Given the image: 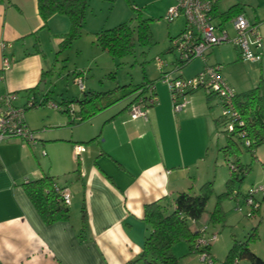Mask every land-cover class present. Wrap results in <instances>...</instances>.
I'll list each match as a JSON object with an SVG mask.
<instances>
[{"label": "crops", "instance_id": "obj_1", "mask_svg": "<svg viewBox=\"0 0 264 264\" xmlns=\"http://www.w3.org/2000/svg\"><path fill=\"white\" fill-rule=\"evenodd\" d=\"M233 5H238L241 12L258 25L262 36V46L258 49L261 60L250 61V64L259 63V71L257 65L254 66L255 75L264 76V11H259L264 6L257 2L258 8L246 9V5H251L246 0L227 3L217 0L214 19L229 20L233 14L224 19L221 14ZM169 6L167 4V8ZM56 16L59 15H53L44 24L36 0H0V94L16 92L15 105L18 107H24L27 100L33 98L43 107L52 101L64 109L63 101L74 98L61 96L57 101L53 97L48 80L53 63L39 48L46 31L53 33L54 22L64 24V18ZM183 26L184 19L180 30ZM100 29L95 26L92 33L96 34ZM64 33L54 36L56 49ZM3 59L9 61L5 69L2 68ZM206 59L207 54L205 60H201L203 65ZM77 74L74 72V78ZM254 79L249 81L255 86L259 79ZM42 81L43 88L40 89ZM158 86L154 87L156 101L146 110V118H130L128 107L135 99L134 95L83 121L71 120L67 113L55 108L38 110L40 117L35 121L30 115L26 117L25 109L24 121L37 132L36 141L27 144L16 138L0 140L2 264H130L141 253L149 230L143 220L146 204L163 197L171 203L179 192H196L203 182H214L209 175L207 158L202 163L206 168L203 173H194L199 171L197 165L203 158V147L213 138V133L217 141L212 109L205 104L199 107L191 99L177 116L171 110L167 91L159 90ZM209 100L206 98L211 106ZM74 107L78 117L79 106L74 104ZM191 118L200 119L199 129L182 125ZM176 120L181 126L176 125ZM187 133L188 136L197 135L195 145L184 146ZM77 143L85 145L78 158L73 152ZM63 148L66 150L61 151ZM43 152L49 155L48 160L38 159ZM46 175L54 177L57 185L65 186L71 192L68 218L50 225L45 224L23 185L27 179ZM81 207L86 212L84 228ZM210 212L206 207L201 218L190 225L191 229L198 230L204 224L208 228L215 227L209 220ZM178 244L172 247L175 256ZM183 248L184 253L179 256L185 260L187 257L182 256L191 252L188 243ZM213 251L210 244L211 255ZM193 259L195 257H188L184 264H191Z\"/></svg>", "mask_w": 264, "mask_h": 264}, {"label": "rangeland", "instance_id": "obj_2", "mask_svg": "<svg viewBox=\"0 0 264 264\" xmlns=\"http://www.w3.org/2000/svg\"><path fill=\"white\" fill-rule=\"evenodd\" d=\"M223 1L227 3L235 0ZM246 1L251 4L249 6L246 5V9L258 8L256 6L257 2H260L264 6V0ZM173 3V0H91V4L88 5L86 10V18L80 29V35L68 46H59L56 49L54 36H60L63 32H68L70 26L68 17L58 14L59 16L56 17L64 18V24L61 21L54 22L55 25L52 27L53 33L49 34L47 30V34L39 46L47 54L48 58H51L53 63L52 70L48 76L53 97L58 101L61 96H73L75 98L83 96L79 85L74 81V72L82 77L86 91L92 89L104 91L112 89L116 85H131V87H134L142 82L152 81L154 87L158 84L159 90L161 89L162 91L164 88L167 91L173 114L180 116L184 109L178 112L173 111L169 88L161 77L162 71L169 72V78H173L176 75L172 70L178 54L171 48L169 36H175L181 31L183 19L177 18L170 22L164 19L167 4L171 6ZM259 11H264V7L260 8ZM144 18L148 19L147 22L152 37L149 42L144 44H140L135 40L131 52L113 57L106 51L101 50L96 44L95 34L92 33L95 26L98 28H108L122 22H129L134 27L139 19ZM214 21L217 23L220 19H214ZM220 22L229 26L228 19ZM231 33L233 35L232 31ZM156 57H159L164 62L162 71L158 68ZM201 60V58H195L181 68V78H191L198 72L203 67ZM204 62L209 65H219L221 75L235 93L250 89L254 86V83H252L253 81H249V79L253 80L257 78L258 81L260 77L259 73L255 75L256 68L254 67L257 65L256 67L259 71V63L251 65L250 61L243 60L231 42L221 43L212 47L208 51L207 59ZM185 97L187 100L192 99L194 102H197L199 107L205 104V107L211 108L215 118L220 117L222 114V106L217 99L210 98L209 102L211 106H209V103L206 102V92L202 88L194 90ZM43 108L50 109L47 104L45 107L39 105L27 108L25 111L26 117L30 115V117L37 121L38 117H40V115L37 116V111ZM176 125L178 127L181 126L177 120ZM182 125L188 126L190 129H199L202 122L199 118H191L186 120ZM212 136L213 138L208 140L209 143L203 147V158L199 160L197 165L199 171L197 173L194 172L198 175L201 172L203 173L206 168L202 166V163L207 158L210 165L209 175L214 180V194L208 201V210L214 208L217 195L225 191L226 182L231 178L229 163H234V165H238L243 169L242 173L232 180V195L224 196V198L220 199L222 208L221 220L213 222L215 227L208 229L210 235L215 236L214 240L210 242L214 250L213 255L210 254L212 259L210 264H225L226 254L234 241L246 242L250 250L264 259V195L261 193L254 195L255 206H251L243 200L249 188L264 186V144L256 147L254 150H250L245 147L243 141L234 137L233 141L235 143H232L230 151L225 153L221 150V147L226 143L224 135L216 134L217 141L214 133ZM196 137L195 133L189 136L187 133L184 146L193 144L196 141ZM82 146L85 147L84 144ZM65 150L66 148L61 149V151ZM42 154L38 156V159L48 160L49 155L46 156L44 154L45 156H42ZM179 243L181 245L177 243L178 245L175 246V251L178 252L175 254L179 257V264H184L188 257H195L196 259L191 260V264H205L201 261L200 253L195 250L190 255L185 253L182 256L187 257L185 260L180 259L179 254L184 253L183 247L187 243Z\"/></svg>", "mask_w": 264, "mask_h": 264}, {"label": "trees", "instance_id": "obj_3", "mask_svg": "<svg viewBox=\"0 0 264 264\" xmlns=\"http://www.w3.org/2000/svg\"><path fill=\"white\" fill-rule=\"evenodd\" d=\"M36 1L38 14L44 24L55 14H63L68 17L70 23L69 30L60 42V47L68 46L80 35V29L85 19L89 0ZM215 8L216 3L213 13ZM240 12V7L233 5L226 12L222 13L221 17L224 19ZM147 21L148 19L146 18L139 19L134 27L129 22H122L112 27L101 28L95 34V42L101 50L106 51L113 57L125 55L133 50L135 40L140 44L150 41L152 36ZM188 63L189 61L180 60L177 55L175 65H178V73ZM162 68L160 69L161 71ZM164 73L167 72L162 71V75ZM179 75L181 76L180 73ZM147 85H153V82H142L134 87H131V85H116L114 88L106 91H86L83 89L81 90L83 92L81 98L74 97L63 101L66 104L64 109L60 104H57L60 106L59 110L67 113L71 120L77 119L83 121L97 111H101L128 96L134 95L136 99L138 96L137 92L147 87ZM193 91L192 89L187 90L184 94H189ZM206 98L209 99L211 96L206 94ZM70 104H78V112L80 113L78 117L75 115V107L72 113L69 112L68 107ZM153 104L147 105V107ZM233 109L243 122L241 126L237 123L238 119L236 121L231 118L227 119L222 114L215 120L217 134H223L226 139V143L221 147V150L225 153L230 151V145L235 143L233 141L234 137L241 141H244V139L249 140L250 144L248 146L245 145V147L250 150H254L256 147L264 144V76L259 78L258 83L254 87L244 92L235 93ZM231 120L234 125L232 132L226 128L227 123ZM242 132L244 135H241ZM242 169V167L235 165V170L231 171V178L226 182L225 191L217 195L216 204L210 212L209 220L212 223L221 220L222 208L220 199L224 198V196L232 195V180L242 173ZM23 185L27 196L45 224L50 225L58 220L68 218L69 204L67 205L63 202L60 191L55 189V187L59 189L66 187L57 185L54 177L46 175L37 179H27ZM213 194V181L209 180L201 184L196 192L183 191L177 193L171 203L163 197L146 204L144 206L143 220L146 222L149 230L144 238L141 253L130 264H179V257L175 256L172 252V247L179 242L188 243L190 252H194L195 241L200 236V228L202 226L194 231L190 225H194L205 213L208 201ZM80 213L82 228H84L86 224L84 207H81ZM209 247L210 244L199 249L196 248V250H206L210 254ZM224 263L264 264V259L250 250L246 242L234 241L226 254ZM0 264L2 263L0 262Z\"/></svg>", "mask_w": 264, "mask_h": 264}, {"label": "built area", "instance_id": "obj_4", "mask_svg": "<svg viewBox=\"0 0 264 264\" xmlns=\"http://www.w3.org/2000/svg\"><path fill=\"white\" fill-rule=\"evenodd\" d=\"M173 5L167 8L164 19L168 22L182 17L184 19V28L177 35L171 37V48L175 50L183 61H191L195 58L205 60L208 51L221 43L231 42L238 50L240 57L245 61L258 62L261 60V53L258 50L262 46V36L258 30V25L252 23L248 17L240 12L233 15L229 20L230 28L222 22L214 21L213 8L217 0H173ZM233 32V35L231 33ZM158 68L161 69L164 62L156 57ZM9 66V61L3 59V69ZM178 65H175L172 72L178 73ZM164 82L167 84L174 112L182 111L188 103L186 95L187 90L204 89L206 94L217 99L222 106V115L233 120L238 119L241 126L242 121L233 109L234 90L228 86L220 72L219 65H209L205 63L203 67L191 78H181L175 75L169 78V72L162 75ZM2 76L0 75V80ZM74 81L79 85L80 90L84 89L82 77L77 76ZM146 91V92H144ZM144 92V93H143ZM137 98L129 105L128 112L131 119L137 117L146 118L147 105L156 101L154 95V86L147 85L144 89L139 90ZM17 93L8 91L0 94V140L20 139L27 144L36 141V132L29 128L24 121V111L26 108L40 105L33 98H29L24 107L15 105ZM50 108L59 109L60 106L52 101L47 103ZM69 112L74 111V105L70 104ZM227 130L233 131L234 125L232 120L227 123ZM241 135H244L242 132ZM244 145L248 146L250 141L244 139ZM85 150L82 144L77 143L73 147L76 158ZM45 154V152H43ZM231 171L235 170V165L229 163ZM65 204L71 202V192L68 188L59 189ZM264 195V186L249 188L243 197L244 202L255 206L254 195ZM208 226L204 224L200 228V236L195 241L196 248L204 247L214 240L208 232ZM201 255V261L210 264L212 259L210 254L205 250L197 251Z\"/></svg>", "mask_w": 264, "mask_h": 264}, {"label": "water", "instance_id": "obj_5", "mask_svg": "<svg viewBox=\"0 0 264 264\" xmlns=\"http://www.w3.org/2000/svg\"><path fill=\"white\" fill-rule=\"evenodd\" d=\"M39 88H40V89L43 88V81L39 84Z\"/></svg>", "mask_w": 264, "mask_h": 264}]
</instances>
